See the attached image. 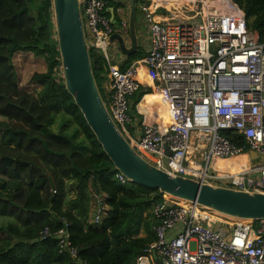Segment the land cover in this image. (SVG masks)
I'll return each mask as SVG.
<instances>
[{"label":"built area","instance_id":"2783aa9c","mask_svg":"<svg viewBox=\"0 0 264 264\" xmlns=\"http://www.w3.org/2000/svg\"><path fill=\"white\" fill-rule=\"evenodd\" d=\"M183 1L197 9L193 16L150 23L145 57L124 67L112 58L107 41L114 33L127 34V17L116 28L104 0H79L86 43L106 64L104 105L135 152L154 167L201 183L264 193V42L232 0ZM140 9L149 21L148 8ZM148 89L162 95L169 117L138 109L143 121L136 127L131 98ZM227 131L240 135L247 149L226 138L222 133ZM248 151L256 153V162ZM241 154L248 156L249 169L237 175L211 168L216 159ZM114 177L128 183L118 172ZM98 208L96 222L104 209L100 201ZM213 213L162 195L151 211L155 240L135 264H264V220L234 219L225 229ZM56 235L61 247L69 246L65 228ZM69 253L87 264L77 259L75 249Z\"/></svg>","mask_w":264,"mask_h":264},{"label":"trees","instance_id":"16d2710c","mask_svg":"<svg viewBox=\"0 0 264 264\" xmlns=\"http://www.w3.org/2000/svg\"><path fill=\"white\" fill-rule=\"evenodd\" d=\"M104 1L106 7L122 6ZM232 1L264 42V0ZM54 37L51 0H0V264H82L69 248L87 264H135L155 240L151 211L162 194L114 177L110 160L55 73L60 60ZM24 53L46 64L44 73L31 76L33 91L21 87L13 63ZM90 61L104 100L105 61L92 48ZM145 93L150 91L138 95ZM57 122L59 132L52 129ZM222 134L245 146L240 135ZM71 190L75 196L68 199ZM99 201L104 209L96 222ZM63 228L66 248L56 235Z\"/></svg>","mask_w":264,"mask_h":264},{"label":"water","instance_id":"95a60500","mask_svg":"<svg viewBox=\"0 0 264 264\" xmlns=\"http://www.w3.org/2000/svg\"><path fill=\"white\" fill-rule=\"evenodd\" d=\"M129 5L127 33L130 45L119 33L109 36L121 54L130 57L138 52L136 0H114ZM54 32L61 75L68 94L84 121L110 160L114 170L129 183L158 191L169 197L196 203L212 212L232 219L264 220V193L245 192L201 183L194 179L170 175L144 160L131 147L112 121L93 75L90 47L86 43L79 0H51ZM115 8H111L112 17ZM119 28V24L115 23ZM168 155H170L167 152ZM251 161L257 155L248 151Z\"/></svg>","mask_w":264,"mask_h":264},{"label":"crops","instance_id":"0c3cea01","mask_svg":"<svg viewBox=\"0 0 264 264\" xmlns=\"http://www.w3.org/2000/svg\"><path fill=\"white\" fill-rule=\"evenodd\" d=\"M142 1L145 4H142ZM140 6H146L148 8L151 18L149 21L145 18L144 14L142 13ZM128 10H129V5H122L121 7L115 9L114 16L112 17L111 8L106 7L107 17L109 21L114 25L115 23L119 22L120 18L127 17ZM196 10L197 9L194 8V5L192 3L183 0H141V2L138 4V9H137V12H139L140 16L136 28L138 35V52L142 51L141 58L145 57L149 46L148 26L150 23L167 22L170 18H175V17H177L178 19L186 20L188 19V17L193 16V13ZM142 27H144V29H146L147 31L146 36H142L141 34ZM124 39L126 41L127 46H129L130 40L128 37V33L124 34ZM109 47L113 59L117 61H121L122 63L129 61L127 56L119 52L116 43H112ZM130 62H128L126 65H129ZM148 90L150 91V89ZM141 99L142 100L138 103L136 108L137 110L138 109L141 110L142 114H146L147 116H151L154 113H159L160 115L164 114L165 105L154 101L151 95V91L150 93H146ZM131 103H133V97L131 99ZM146 115L144 117H147ZM132 116L135 119L134 124L137 127L138 125H140L141 120L137 119L138 117L136 115L132 114ZM228 162L231 161L216 159L213 161V164L215 165L216 170H224L226 169L224 167Z\"/></svg>","mask_w":264,"mask_h":264},{"label":"rangeland","instance_id":"374dc122","mask_svg":"<svg viewBox=\"0 0 264 264\" xmlns=\"http://www.w3.org/2000/svg\"><path fill=\"white\" fill-rule=\"evenodd\" d=\"M139 12H137L136 14V19H137V23L139 20ZM137 23H136V28H137ZM146 29H144V27L141 28V34L142 36H146ZM54 39H56V37H54ZM142 52V51H141ZM13 63L15 66V70L18 76V82L20 83L21 87H25L30 91H33L34 89V85L30 86V79L31 76L34 73H44L46 70V64L44 62V59L41 57H34L31 54L28 53H24V54H17L14 59H13ZM56 75L57 77H62L61 75V69L60 66L57 67L56 69ZM146 94V93H145ZM144 94V95H145ZM143 95V96H144ZM142 95H138L135 94L133 96V103H131V114L136 115L141 121H143V115L139 113V111L137 110L136 106L138 105V103L141 101V98L143 97ZM132 99V98H131ZM138 99V102H136V100ZM52 129L55 132H59V126H58V122L52 127ZM221 160V159H219ZM224 161H231L228 162L226 164V166L224 168H226L227 170H235V167L239 169V167H242L244 165H246L245 160L243 158H238V159H224ZM231 166V167H229ZM229 167V168H227ZM225 170V169H224ZM70 186V185H69ZM163 197H167V195L162 194ZM75 196V192L74 190H71L69 193V198L71 199ZM93 201H95V199L93 198ZM146 214V213H145ZM152 215V214H151ZM213 216H215L218 220H220V223H222V228L225 227V229H229V225H232L233 223H235L236 221L232 218L229 217H224L222 215H218V214H214ZM215 228L219 227L218 223L214 225ZM139 235L142 236V233H140Z\"/></svg>","mask_w":264,"mask_h":264},{"label":"bare ground","instance_id":"6f19581e","mask_svg":"<svg viewBox=\"0 0 264 264\" xmlns=\"http://www.w3.org/2000/svg\"><path fill=\"white\" fill-rule=\"evenodd\" d=\"M151 95H152L154 101H156L157 103H161V104H163V102H162V100H161L162 95H159V94H153V93H152ZM163 105H164V104H163ZM162 116L164 117V119H165L166 121L168 120V117H169V111H168V109L166 108V106H165L164 114H163ZM247 157H248V156H247L246 154H241V155H237L236 157H233V158H230V159L243 158V159L245 160V158H247ZM221 160H224V159H221ZM211 168H212L214 171H216L217 173H219L220 175H237L239 172L249 169V164H248V165L246 164V165L242 166V167L239 168V169L235 167V170H227V169H225V170H216V167H215V165H214L213 162H212V164H211Z\"/></svg>","mask_w":264,"mask_h":264}]
</instances>
